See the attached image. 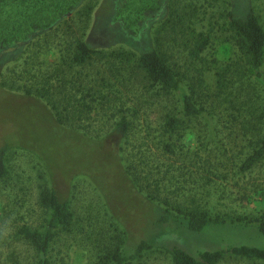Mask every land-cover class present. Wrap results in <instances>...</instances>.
Returning a JSON list of instances; mask_svg holds the SVG:
<instances>
[{
    "label": "rangeland",
    "instance_id": "rangeland-1",
    "mask_svg": "<svg viewBox=\"0 0 264 264\" xmlns=\"http://www.w3.org/2000/svg\"><path fill=\"white\" fill-rule=\"evenodd\" d=\"M190 2L197 8L195 19L191 21L193 28L209 34L211 39L201 53L202 62L193 64L186 61L189 59L181 41L162 30L161 25L168 13L188 11ZM208 5L207 0H98L89 19L85 20L84 13L77 16L76 12H71L68 18L74 23L73 34L82 33L83 40L93 49L139 54L160 48L170 57L171 64L174 61L181 66L187 77L185 83L195 79V70L200 68L205 85L211 91L216 73H221L228 83V93L236 92L240 101L250 95L254 107L264 111V66L257 71L250 70L233 35L219 29L225 11L240 18L252 13L264 28V0H208ZM35 11L20 7L16 0H0V36L24 38L25 31L28 33L27 40L18 42L17 47L8 42L5 47L0 45V81L6 83L5 88H0V148L11 149L6 161L8 175L0 179V264H36L33 247L18 232L23 227L37 229L42 225L45 211L39 204V196L46 188L55 189L68 201L74 216L68 230L56 233L50 248L52 264H99L118 248L129 253L130 243H120L122 233L130 242L142 238L156 248L169 243L193 257L231 246L264 250V236L257 229L259 218L264 217V157L249 172H240L238 164L243 157H237L236 151L244 140L221 129L215 138L222 140L227 152L213 151V143L208 145L213 139L205 138V124L201 119L185 121L181 128L182 148L170 159L158 156L155 150L150 154L145 146L146 140L154 141L158 136L165 115L163 107L170 108V113L177 111L178 96L168 100L158 97L162 102L158 108L146 105L145 120L136 125L123 143L121 141L120 149L116 136L107 137L102 145L117 151L113 155L122 160V167L130 169L125 172L129 179L144 177L142 173L147 172L145 166L149 161L172 166L165 180L160 173L155 174V182L161 189L159 194L152 192L154 185L149 186L145 180H141V186L135 185L144 196L154 195L157 202L166 201L183 213L204 211L223 222L208 224L201 232H186L185 224H173L172 228L158 225L156 205L114 178L119 175L115 167L119 168L114 165L113 155L82 135L51 123L44 101L21 98L20 84L9 88L11 79L20 81L12 78L13 74L19 75L12 73V69L17 70L14 62L19 59H16V48L30 47L31 43L44 40L45 29L33 28V23L25 24L27 17L34 22ZM20 22L21 27L17 28ZM64 28L60 26L59 33L62 34ZM231 63L235 65L229 67ZM232 97L226 100L224 109ZM223 108L217 109L216 116L226 121L228 112ZM209 149L212 153H208ZM186 151L189 154L186 155ZM142 155L149 158L140 157ZM202 166L208 171L206 178L201 173ZM174 188H182V191L172 194L176 192ZM130 264L171 262L165 252L151 250ZM219 264L264 263L226 259Z\"/></svg>",
    "mask_w": 264,
    "mask_h": 264
},
{
    "label": "trees",
    "instance_id": "trees-1",
    "mask_svg": "<svg viewBox=\"0 0 264 264\" xmlns=\"http://www.w3.org/2000/svg\"><path fill=\"white\" fill-rule=\"evenodd\" d=\"M16 2L20 7L36 10L33 13L34 22L27 17L25 24L33 23L31 24L33 28H42L46 32L44 40L39 41L40 43L16 48L15 53L18 54L16 59H19L14 62L17 70L12 69V73L18 72L19 75L13 74L12 78H18L20 81L11 79L9 88L15 87L18 83L21 87V98L44 101L51 123L71 133L82 135L96 145H101L104 151L112 156L117 151L114 152V148L111 147L113 150L110 148V152L106 144L102 145L107 137H119L120 149L121 141L123 143L135 130L136 125H139L141 120H145L146 105L158 108L162 105L158 97L168 100L178 96L175 113L168 112L171 109L162 106L165 115L157 131L158 136L154 137L156 139L154 141L146 140L145 146L150 154L155 150L158 156L169 159L175 156L179 148H182L181 128L185 125V121L201 119L205 124V138L213 139V142L210 141L208 144L213 143L215 146L213 151L227 152L222 140L215 138L220 134L221 129H227L235 137L244 140L236 151L237 157H243L238 164L240 172H249L264 157V111L260 112L254 107L250 95L240 101L236 92L228 93V83L222 79L223 74L216 73L217 79L213 87L216 92H213L207 89L200 68L195 70L197 77L185 83L187 77L181 71V66H177L174 61L171 64L170 57L160 48L137 54L126 50L106 53L89 47L83 40L82 33L73 34L74 23L70 21L68 15L71 12H76L77 16L84 13L85 20L89 19L98 0H16ZM192 4L190 2L188 11L181 14H175L173 11L168 13L161 25L162 30L173 34L181 41L184 46L183 52L189 59L186 61L193 64L195 61L202 62L201 53L210 45L211 39L209 34L193 28L191 21L195 19L197 8ZM222 22L219 29L233 35L235 45L250 70L257 71L263 68L264 28L259 18L252 13L240 18L231 11H225ZM21 24L20 22L17 28H20ZM60 26H65L62 34L59 33ZM24 34V38L10 35V38L6 39L0 36V40H3V44L0 45L5 47L8 42L17 47L18 42L27 40V31ZM53 49H57L59 54L57 62L41 58L50 55ZM233 65L235 64L231 63L229 67ZM5 84L0 81V88H5ZM222 97L225 98L221 99ZM231 97L227 108L224 109L226 100H230ZM222 108L228 112L226 121L216 116L217 109ZM218 142L224 150L221 151ZM10 150L0 148V179L8 175L6 161ZM188 152L186 151V155L189 154ZM208 153L212 151L209 149ZM112 157L114 165L119 168L115 167L119 175L114 178L117 177L124 182L142 199L156 205L158 225L164 224L172 228L173 224H185L186 232H201L208 224L223 223L220 219L209 217L204 211L183 213L177 207H170L166 201L157 202L154 195L144 196L136 187L135 184L141 186V180H145L150 184L149 186L154 185L152 192L159 194L161 189L158 182H155V174L160 173L161 178L165 180L172 166L149 161L145 166L147 172L142 173L144 177L129 179L125 172L130 169L122 167V160L118 159L116 154ZM140 157L149 158L145 155ZM201 169V173L206 178L208 171L203 166ZM181 189L174 188L176 192L171 193H177ZM166 190L164 189V192ZM39 204L45 211L42 225L37 229L23 227L18 234L33 247L36 264H52L50 248L56 233L60 230H68L74 222V216L70 203L62 199L53 188H46L41 192ZM257 229L264 236L263 216L257 222ZM121 237V244L130 243L131 248L127 250L129 253L118 248L113 254L104 257L99 264H130L151 250L168 254L171 264H219L226 259L264 263V250L256 247L231 246L225 250L204 251L193 257L169 243H165L163 248H156L153 243L142 238L130 242L128 238L123 237V233Z\"/></svg>",
    "mask_w": 264,
    "mask_h": 264
},
{
    "label": "crops",
    "instance_id": "crops-1",
    "mask_svg": "<svg viewBox=\"0 0 264 264\" xmlns=\"http://www.w3.org/2000/svg\"><path fill=\"white\" fill-rule=\"evenodd\" d=\"M42 59H45L47 61H51V62H57L58 58H59V54L57 52V49H53L50 53V55L48 56H42Z\"/></svg>",
    "mask_w": 264,
    "mask_h": 264
}]
</instances>
